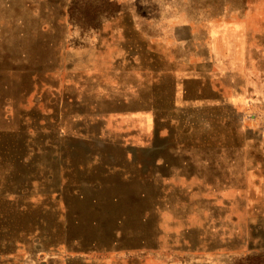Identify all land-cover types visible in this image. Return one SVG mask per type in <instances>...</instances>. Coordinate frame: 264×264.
Returning a JSON list of instances; mask_svg holds the SVG:
<instances>
[{
    "label": "rangeland",
    "instance_id": "obj_1",
    "mask_svg": "<svg viewBox=\"0 0 264 264\" xmlns=\"http://www.w3.org/2000/svg\"><path fill=\"white\" fill-rule=\"evenodd\" d=\"M69 3L0 0V264H264V0Z\"/></svg>",
    "mask_w": 264,
    "mask_h": 264
},
{
    "label": "trees",
    "instance_id": "obj_2",
    "mask_svg": "<svg viewBox=\"0 0 264 264\" xmlns=\"http://www.w3.org/2000/svg\"><path fill=\"white\" fill-rule=\"evenodd\" d=\"M85 0H70L68 5L67 14L72 19L76 12L80 9H84L86 5L83 3ZM110 2V0H109Z\"/></svg>",
    "mask_w": 264,
    "mask_h": 264
},
{
    "label": "water",
    "instance_id": "obj_3",
    "mask_svg": "<svg viewBox=\"0 0 264 264\" xmlns=\"http://www.w3.org/2000/svg\"><path fill=\"white\" fill-rule=\"evenodd\" d=\"M67 9H68V5H67ZM67 9H66V13H67ZM59 129L54 127L53 128V131L54 132H57ZM28 141L31 143L32 142V139H30V137H28ZM32 145V144H31ZM32 152V148L30 147V151H29V154Z\"/></svg>",
    "mask_w": 264,
    "mask_h": 264
}]
</instances>
